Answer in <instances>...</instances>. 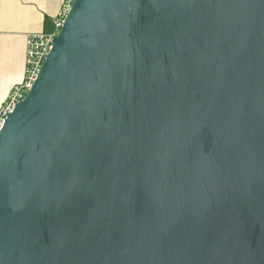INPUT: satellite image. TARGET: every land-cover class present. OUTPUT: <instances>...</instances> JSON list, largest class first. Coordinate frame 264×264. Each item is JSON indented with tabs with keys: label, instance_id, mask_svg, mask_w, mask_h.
I'll return each instance as SVG.
<instances>
[{
	"label": "water",
	"instance_id": "95a60500",
	"mask_svg": "<svg viewBox=\"0 0 264 264\" xmlns=\"http://www.w3.org/2000/svg\"><path fill=\"white\" fill-rule=\"evenodd\" d=\"M0 264H264V0H74L0 130Z\"/></svg>",
	"mask_w": 264,
	"mask_h": 264
},
{
	"label": "crops",
	"instance_id": "0c3cea01",
	"mask_svg": "<svg viewBox=\"0 0 264 264\" xmlns=\"http://www.w3.org/2000/svg\"><path fill=\"white\" fill-rule=\"evenodd\" d=\"M66 0H0V110L24 83L28 39L43 34L45 20H56Z\"/></svg>",
	"mask_w": 264,
	"mask_h": 264
},
{
	"label": "built area",
	"instance_id": "2783aa9c",
	"mask_svg": "<svg viewBox=\"0 0 264 264\" xmlns=\"http://www.w3.org/2000/svg\"><path fill=\"white\" fill-rule=\"evenodd\" d=\"M74 0H66L64 9L55 20V32L53 34H34L28 39L26 78L22 85L17 86L11 93L8 102L0 110V130L7 113L11 112L18 102L23 100L36 80L39 71L50 53L52 41L61 29L64 19Z\"/></svg>",
	"mask_w": 264,
	"mask_h": 264
},
{
	"label": "trees",
	"instance_id": "16d2710c",
	"mask_svg": "<svg viewBox=\"0 0 264 264\" xmlns=\"http://www.w3.org/2000/svg\"><path fill=\"white\" fill-rule=\"evenodd\" d=\"M55 32V20H45L44 33L53 34Z\"/></svg>",
	"mask_w": 264,
	"mask_h": 264
}]
</instances>
